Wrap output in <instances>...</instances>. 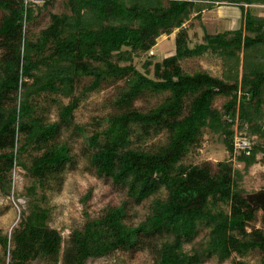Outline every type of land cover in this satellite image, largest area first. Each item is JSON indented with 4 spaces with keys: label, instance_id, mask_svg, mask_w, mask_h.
<instances>
[{
    "label": "trees",
    "instance_id": "trees-1",
    "mask_svg": "<svg viewBox=\"0 0 264 264\" xmlns=\"http://www.w3.org/2000/svg\"><path fill=\"white\" fill-rule=\"evenodd\" d=\"M55 0H44L47 8ZM67 12L51 14L49 25L27 37L36 19L32 0H0V186L12 187L16 165L32 179L33 196L73 164L71 148L60 140L75 127L89 153L95 175L125 192L118 206H108L74 230L61 255L62 235L49 226L50 211L35 199L11 236L0 237L8 264H87L116 251L146 250L154 264H251L259 254L264 264V227L245 200L244 176L264 165V16L256 13L264 0H66ZM221 5L237 6L242 14L235 29L210 34L190 46L191 17ZM41 10V8H39ZM178 32L175 54L164 61L153 56L158 38ZM213 54L223 61L222 76L184 72L179 61ZM140 64V65H139ZM151 69L153 72H151ZM90 78L89 84L83 83ZM123 80L114 112L100 118L88 133L75 124V111L103 83ZM146 93L167 94L142 111L135 102ZM41 96L69 99L58 106L57 120L37 101ZM218 97L227 100L215 107ZM208 129L218 136L227 158L216 164L185 162ZM164 133L166 142L147 146ZM240 134L248 147L236 146ZM234 161L243 166L234 168ZM85 199L90 197L88 192ZM146 202L144 219L128 220L129 201ZM262 224H264V206ZM249 229V230H248ZM12 246V249H11Z\"/></svg>",
    "mask_w": 264,
    "mask_h": 264
},
{
    "label": "rangeland",
    "instance_id": "rangeland-1",
    "mask_svg": "<svg viewBox=\"0 0 264 264\" xmlns=\"http://www.w3.org/2000/svg\"><path fill=\"white\" fill-rule=\"evenodd\" d=\"M41 10L36 7V19L26 26L27 37H33L46 28L50 23L51 14H62L67 12L64 2L66 0H55L47 8L43 7L44 0H32ZM233 5H221L214 8L210 13L206 11L205 16L202 15V20L191 17L185 24L189 27L190 46L203 42L204 30L210 34H217L225 30H232L240 25V9L233 8ZM256 13L264 16V6H258ZM225 17H227L225 19ZM231 22H229V18ZM206 24H204V22ZM177 29L171 34H164L158 38L157 45L152 48L154 55L150 52L144 54L136 63H142L145 59L153 56L154 61H164L174 56L175 54V36ZM184 72L194 74L196 72L205 71L213 76L221 77L223 71V61L213 54L207 53L203 56L189 57L179 61ZM140 65V64H139ZM151 72L152 69H151ZM90 78H84L82 84H89ZM125 85L123 80L117 82L103 83L99 90L90 93L82 100L78 109L75 111V124L86 125L87 132L96 128L97 121L100 118L114 112L111 105L118 95L121 87ZM167 94H151L146 93L143 97L135 102L136 108L147 111L163 101ZM56 98L62 104L69 102L68 98L63 96H41L37 98L38 104L48 110L46 117L49 121L57 120L58 106L52 101ZM227 99L218 97L214 101L215 107H221ZM62 141L68 142L71 148L73 164L67 166L66 170L58 177L57 180L51 182L49 190L46 191L45 200L40 196L44 193L38 189L35 196L28 191V187L32 184V179L26 175V171L16 165L12 172V187L9 194L4 193L0 186V237L11 236L12 231L19 225L23 213L27 212L28 206L35 199H38L43 207H47L50 211L49 226L56 229L63 238L61 255L67 245L71 233L82 227L88 219L87 214L94 218L108 206H118L126 199L125 192L113 186L110 182L98 178L94 170L89 168L88 155L85 151L83 137L77 135L75 127L64 130L59 138ZM240 140V134L236 135L234 141ZM166 142V135H160L151 138L147 141V146H157ZM239 147H243V144ZM227 151L218 136L211 133L208 129L203 132L200 145L194 147L185 159L188 164L204 165L209 164L212 171L216 172V164L227 158ZM259 162L255 164L244 176L242 185L245 189V194H254L260 190H264V165L261 161V155H258ZM234 168L242 169L243 166L234 161ZM90 193V197L85 199V195ZM146 202L143 205H134L132 200L129 201L128 220L130 222H138L144 219L146 214ZM87 213V214H86ZM263 210L260 208L257 211V228L264 227L262 224ZM249 230V229H248ZM12 249V246H11ZM257 252L251 253L246 259L251 264H257L259 261ZM234 256L223 263H220L216 258L206 261L203 264H234L233 261L238 260ZM10 261L9 253L5 254V248L0 242V264H8ZM154 257L146 250L137 251H116L115 253L95 260H89L87 264H154ZM29 264H47L42 260H36ZM58 264H62L59 262Z\"/></svg>",
    "mask_w": 264,
    "mask_h": 264
},
{
    "label": "water",
    "instance_id": "water-1",
    "mask_svg": "<svg viewBox=\"0 0 264 264\" xmlns=\"http://www.w3.org/2000/svg\"><path fill=\"white\" fill-rule=\"evenodd\" d=\"M245 200L251 205L253 209L264 206V190H260L254 194H247Z\"/></svg>",
    "mask_w": 264,
    "mask_h": 264
},
{
    "label": "built area",
    "instance_id": "built-area-1",
    "mask_svg": "<svg viewBox=\"0 0 264 264\" xmlns=\"http://www.w3.org/2000/svg\"><path fill=\"white\" fill-rule=\"evenodd\" d=\"M154 55V53H153V51H150V55ZM236 146L237 147H239L238 145H242L243 144V147H239V148H241V149H244V148H247L248 147V142H247V140H245V139H240V140H236Z\"/></svg>",
    "mask_w": 264,
    "mask_h": 264
},
{
    "label": "crops",
    "instance_id": "crops-1",
    "mask_svg": "<svg viewBox=\"0 0 264 264\" xmlns=\"http://www.w3.org/2000/svg\"><path fill=\"white\" fill-rule=\"evenodd\" d=\"M233 8H238V7H233ZM212 10H209L208 12L210 13ZM240 11V10H239ZM205 14H206V11L203 13V15L205 16ZM240 17H242V14H241V11H240ZM227 17H225V19H226ZM229 18V17H228ZM229 20H230V18H229ZM204 22V24H206L205 23V21H203ZM229 22H231V20L229 21Z\"/></svg>",
    "mask_w": 264,
    "mask_h": 264
}]
</instances>
